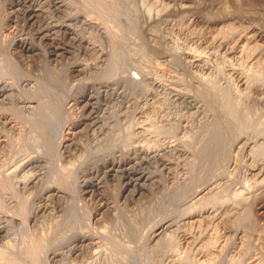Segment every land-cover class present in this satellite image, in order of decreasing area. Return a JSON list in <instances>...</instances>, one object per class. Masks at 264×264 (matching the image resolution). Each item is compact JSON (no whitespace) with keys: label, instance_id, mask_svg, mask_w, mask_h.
Instances as JSON below:
<instances>
[{"label":"rangeland","instance_id":"1","mask_svg":"<svg viewBox=\"0 0 264 264\" xmlns=\"http://www.w3.org/2000/svg\"><path fill=\"white\" fill-rule=\"evenodd\" d=\"M30 1L42 10L32 22L24 0H0V86L13 89L0 98V264H264L252 170L264 164V0ZM46 71L65 97L33 100L59 105L57 134L17 103ZM146 153L158 157L133 170L157 183L123 194L128 178L104 165ZM81 236L90 244L68 251Z\"/></svg>","mask_w":264,"mask_h":264},{"label":"bare ground","instance_id":"2","mask_svg":"<svg viewBox=\"0 0 264 264\" xmlns=\"http://www.w3.org/2000/svg\"><path fill=\"white\" fill-rule=\"evenodd\" d=\"M238 1V0H236ZM255 1V0H254ZM23 4V3H22ZM185 7L187 5H184ZM23 11L24 13L27 15V18L29 20V22H32V21H35L37 20L38 18H40V13L42 12V10L40 9V6L39 4L35 5V4H32V1L30 0H24V4H23ZM53 7H55V10L59 11L61 9H63V3L58 1V0H54V3H53ZM22 10V8H21ZM251 23V22H250ZM231 24V23H230ZM239 24V23H238ZM54 28H56L55 26L52 28L51 26H47L45 27L44 29H41L40 33L43 34L41 35L43 38H47L50 36V32L51 31H54ZM57 28H60V29H63L66 33H69V31L71 30L70 28V24H67V25H61ZM259 29V28H258ZM255 33V32H254ZM39 34V33H38ZM40 36V37H41ZM24 37V36H23ZM183 37V36H182ZM221 37V35H220ZM51 40V39H50ZM185 40V39H184ZM19 45L22 49V52L23 53H28V54H31L33 55L35 53V51L37 50V47L35 45H33L32 43L28 42L27 40H20L19 41ZM200 49V48H199ZM215 49V48H214ZM67 49H65V47H54V50H52V54L51 56L55 57L56 56H60L62 53L66 52ZM249 55V54H248ZM2 60H0L1 62ZM72 72L74 73H78V74H82L83 73V70L82 68H80L79 65H76V66H73L72 67ZM46 79L47 81L43 82L41 81V83L39 82H36L35 84V87H33V90H31L32 92L30 93L31 96H27V98H18L17 100V103H21L23 108L29 110L28 113H31L32 115H34V117H37L39 118V122H42L45 124V128L48 130V132H54L55 134H57V129H58V125L57 123H59V120L57 119V113H59L58 111V107L59 105H56L55 103L53 102H42V103H39L36 101L33 100V98H35L34 96L35 95H39V93H42L43 91L46 92V93H49V94H52L54 95L55 98L59 97L58 99H63L65 96L64 95V91L62 93H60L59 90L60 86L62 85L61 82L62 81H59L62 79H60V75L58 76L57 75V72L56 73H51L50 71H46ZM59 74V73H58ZM59 77V79H58ZM42 80V79H41ZM63 80V79H62ZM64 81V80H63ZM65 83L62 85L64 86ZM61 86V88H62ZM257 89V88H256ZM12 87L11 86H8L6 84L0 86V98L1 99H7L9 97L10 94H8V92H12ZM84 90V89H83ZM30 92V90H29ZM28 92V93H29ZM82 93V92H81ZM80 94V92H79ZM82 95V94H81ZM11 96V95H10ZM82 97V96H81ZM36 99V98H35ZM83 100H81V102H86L85 104V107H91L92 105L89 103V100L92 99V97L88 95L85 97L84 94H83ZM83 103V104H84ZM33 104H37V105H33ZM58 104V103H57ZM84 106V105H83ZM93 107V106H92ZM91 107V108H92ZM60 109V108H59ZM85 109V108H84ZM92 110V109H91ZM196 114V113H195ZM100 117H95V119H91L92 120V124L93 125H97L99 122H100ZM58 120V121H57ZM89 120V119H88ZM83 121V120H82ZM82 125V123H77V124H74L71 128H68V135L66 137V139H64L63 143H62V146L64 149H69L70 147H72V139L75 137V135H77L80 131H79V127ZM242 142V141H241ZM177 143V142H176ZM263 146V145H262ZM241 147V146H240ZM245 147V146H244ZM261 150V149H260ZM252 152V151H251ZM174 155V154H173ZM232 155V154H231ZM257 155V154H256ZM158 157L157 155H151L149 153H146L144 155L143 158H140V157H131V158H127L124 162L122 163H114L113 161H108L106 163V165H104V174H106V177H114L117 175V173H122L123 176H125L126 178H128V181H126V185L122 188L121 192L124 194L128 191L129 188L133 187L134 190L135 188H137V193L138 192H141V190H146L148 188L149 185H154L157 183L156 179H155V176L152 174V173H149V172H138L136 170H133L134 169V164L137 160H140L138 162V164H143V163H146V161H150L154 158ZM240 158V157H239ZM253 158V157H252ZM26 159V158H25ZM241 160V159H240ZM255 162V161H254ZM33 164L35 163H39V161H32ZM137 163V162H136ZM253 163V162H252ZM139 166V165H138ZM253 166V165H252ZM137 167V165H136ZM238 167V166H237ZM251 167V166H250ZM254 170V174L257 178H263L264 177V164L261 165V166H258L257 168L255 169H252ZM121 175V174H120ZM132 176V177H131ZM217 176V175H216ZM100 178V177H99ZM211 178V177H210ZM213 178V177H212ZM91 181V180H90ZM89 181V184L88 186H86L85 184V188L88 190V188H94L96 190H99L100 188V184L102 183L101 181H97L95 180V182H90ZM97 181V182H96ZM205 182V181H204ZM63 183V182H62ZM86 183V182H84ZM203 183V182H202ZM240 183V182H239ZM254 183V182H253ZM64 184V183H63ZM125 184V183H124ZM200 186V185H199ZM203 186V185H202ZM251 186V185H250ZM129 187V188H128ZM249 187V186H248ZM253 187V186H252ZM257 187V185H256ZM254 188V187H253ZM245 189V188H244ZM252 189V188H251ZM91 191V190H90ZM246 191V190H245ZM135 193V192H134ZM47 194L48 196L50 197H59L61 196L62 194V190H60V188H56V187H49L48 191H47ZM194 194V193H193ZM252 194V193H251ZM46 195V194H45ZM243 196V195H242ZM250 196V195H249ZM248 197V196H247ZM255 197V196H253ZM211 198V197H210ZM188 199V198H187ZM211 200V199H210ZM214 200V199H213ZM106 201V200H104ZM229 201V200H228ZM246 201V200H245ZM190 202V201H189ZM208 202V200H207ZM223 202V201H222ZM241 202V201H240ZM247 202V201H246ZM202 203V202H201ZM205 203V202H204ZM213 203V202H212ZM243 203V202H242ZM245 203V202H244ZM200 204V203H199ZM198 204V205H199ZM236 204V203H235ZM234 204V206H235ZM238 205V204H237ZM112 206V205H111ZM190 206V205H189ZM198 207V206H197ZM249 208V206H248ZM109 210V205L108 203H105L103 202V204L100 206V209H99V213L96 214V217L100 214H102L104 211H107ZM252 210V209H251ZM120 211V210H119ZM117 211V212H119ZM122 211V210H121ZM258 212L260 213V215H264V201L261 202L258 206ZM121 214V213H119ZM128 214V213H127ZM125 215V214H123ZM128 216V215H127ZM117 217V216H116ZM119 218H122V214L119 216ZM124 218V217H123ZM127 221V217L125 219ZM252 221V220H251ZM130 222V221H128ZM253 222V221H252ZM261 222V221H260ZM127 223V222H126ZM125 223V224H126ZM124 224V225H125ZM129 225V223H128ZM131 225H133L131 223ZM129 225V230L128 232H132L131 231V227H134V226H131ZM203 226V225H202ZM211 226V225H210ZM127 227V226H126ZM237 228V227H236ZM235 228V229H236ZM4 230V227L0 226V234L3 232ZM253 231V230H251ZM236 232V231H235ZM172 233V232H170ZM160 233L159 231L156 229L155 230V233L153 234L154 237L158 236ZM247 235V234H245ZM248 237V236H247ZM246 240V239H245ZM206 241V240H205ZM232 241V240H231ZM91 242L90 239L86 238L85 236H81V237H78L77 239H75V242L73 243L72 246L69 247V250L71 253L75 254V252H79L81 247L83 246H86V245H89ZM252 242V241H251ZM228 244V243H227ZM248 244V243H247ZM228 246V245H227ZM253 246V244H252ZM256 246V245H255ZM262 246V245H261ZM254 247V246H253ZM250 248V247H249ZM252 249V248H251ZM226 250V249H225ZM259 250V248H258ZM248 251V250H247ZM250 251V250H249ZM226 252V251H225ZM262 253V252H261ZM219 254V253H218ZM260 254V253H259ZM52 255V259H56L57 257L60 256V254H57V252H53L51 253ZM220 256V255H219ZM247 257V256H246ZM263 258V257H262ZM264 259V258H263ZM238 260V258H237ZM242 260V259H241ZM239 261V260H238ZM232 262V261H231ZM242 263V262H241Z\"/></svg>","mask_w":264,"mask_h":264}]
</instances>
